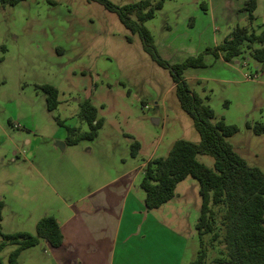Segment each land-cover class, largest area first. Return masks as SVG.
<instances>
[{
	"label": "rangeland",
	"instance_id": "rangeland-1",
	"mask_svg": "<svg viewBox=\"0 0 264 264\" xmlns=\"http://www.w3.org/2000/svg\"><path fill=\"white\" fill-rule=\"evenodd\" d=\"M108 1L120 7L138 0ZM245 2L162 0V7L143 25L159 58L178 64L221 44L236 27L248 25L259 34L264 8L249 25ZM203 63L183 71L188 90L216 119L236 127L228 143L247 166L264 173V131L252 130L255 124L264 126V62L255 60L244 44L230 62L207 53ZM40 86L56 90L54 109L47 108ZM85 100L95 107L102 125L95 138L61 150L56 146L65 137L60 124L88 131L78 119ZM177 139L197 142L199 136L179 106L169 71L151 59L138 34L124 28L114 12L87 0L0 3L2 234L35 235V224L43 216L65 222L71 215L66 204L86 193L94 180L132 175L143 201L139 184L146 162L165 157ZM133 141L139 144L135 157L130 155ZM196 160L213 167L209 156L198 155ZM184 180L152 215L172 234L175 264L195 261L200 243L207 246L204 264H214L219 247L211 248L210 236L199 239L195 231L198 183L191 177ZM14 248L6 245L0 251L4 264ZM17 263L60 264L41 239L22 250Z\"/></svg>",
	"mask_w": 264,
	"mask_h": 264
},
{
	"label": "trees",
	"instance_id": "trees-1",
	"mask_svg": "<svg viewBox=\"0 0 264 264\" xmlns=\"http://www.w3.org/2000/svg\"><path fill=\"white\" fill-rule=\"evenodd\" d=\"M22 0H0L2 5H15ZM95 1L104 9L114 12L123 25L131 33H137L143 50L160 67L169 71L180 108L191 118L198 133L199 140L190 142L175 140L165 157H158L146 162L140 181L144 192V207L153 210L174 197L176 185L187 177L198 183L200 197L199 215L195 223V231L199 239L209 235V246L219 247L218 257L214 264H264V173L257 168L249 167L233 150L227 138L236 133L233 125L216 119L212 109L188 90L182 73L186 68L203 67V55L210 53L214 57L221 56L230 62L241 53L245 44L251 56L264 62V23L262 30L256 34L246 27H236L222 41L203 53L188 57L178 64H169L159 58L153 45L152 37L143 23L153 17L155 10L162 7V0L153 4L149 0H138L123 6H115L108 0ZM255 0H246L244 10L246 19L251 24ZM260 45V48H252ZM2 48V47H1ZM46 96L49 110L56 106V90L51 86H40ZM78 119L88 127L81 132L79 127L64 126L65 145H75L81 140L96 137L102 125L97 118L94 106L88 100L79 107ZM249 128L250 126L247 125ZM254 133L264 131V126L255 124ZM139 144L133 141L130 155L135 157ZM198 155L213 159V167L209 168L196 160ZM0 251L6 245H14L6 264H18L19 253L43 240L51 248H58L62 243V235L56 220L52 216H43L35 224V235L25 232L2 234L0 232ZM197 259L190 264H204L207 246L200 243ZM0 264H4L0 259Z\"/></svg>",
	"mask_w": 264,
	"mask_h": 264
},
{
	"label": "crops",
	"instance_id": "crops-1",
	"mask_svg": "<svg viewBox=\"0 0 264 264\" xmlns=\"http://www.w3.org/2000/svg\"><path fill=\"white\" fill-rule=\"evenodd\" d=\"M263 4V0H255L252 21L262 12L259 10L264 8ZM134 183L129 174L106 182L90 181L86 193L66 204L71 213L68 220L60 223L52 216L62 235L60 247L51 248L46 243L53 250L55 261L60 264H175L177 253L174 254L169 237L171 232L153 217L152 211L156 209L144 207V197L142 201Z\"/></svg>",
	"mask_w": 264,
	"mask_h": 264
},
{
	"label": "water",
	"instance_id": "water-1",
	"mask_svg": "<svg viewBox=\"0 0 264 264\" xmlns=\"http://www.w3.org/2000/svg\"><path fill=\"white\" fill-rule=\"evenodd\" d=\"M56 146H58L61 150L64 149L65 143L64 142H57Z\"/></svg>",
	"mask_w": 264,
	"mask_h": 264
}]
</instances>
